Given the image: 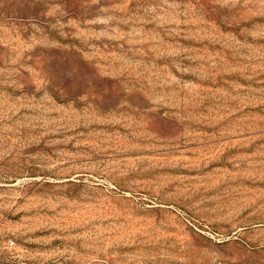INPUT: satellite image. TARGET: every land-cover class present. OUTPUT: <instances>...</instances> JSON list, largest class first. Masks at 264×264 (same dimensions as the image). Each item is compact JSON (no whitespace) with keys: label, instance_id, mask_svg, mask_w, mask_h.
Listing matches in <instances>:
<instances>
[{"label":"rangeland","instance_id":"rangeland-1","mask_svg":"<svg viewBox=\"0 0 264 264\" xmlns=\"http://www.w3.org/2000/svg\"><path fill=\"white\" fill-rule=\"evenodd\" d=\"M0 264H264V0H0Z\"/></svg>","mask_w":264,"mask_h":264}]
</instances>
